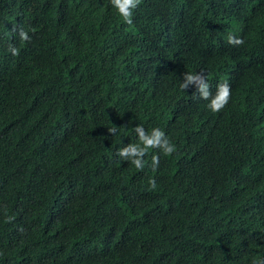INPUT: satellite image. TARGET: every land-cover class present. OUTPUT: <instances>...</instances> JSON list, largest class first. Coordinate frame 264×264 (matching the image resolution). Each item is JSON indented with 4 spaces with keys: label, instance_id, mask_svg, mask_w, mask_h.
I'll return each instance as SVG.
<instances>
[{
    "label": "trees",
    "instance_id": "obj_1",
    "mask_svg": "<svg viewBox=\"0 0 264 264\" xmlns=\"http://www.w3.org/2000/svg\"><path fill=\"white\" fill-rule=\"evenodd\" d=\"M132 19L110 0H0V264L264 257V0H142ZM184 72L211 95L227 80L229 103L211 112ZM136 125L176 152L121 161Z\"/></svg>",
    "mask_w": 264,
    "mask_h": 264
},
{
    "label": "clouds",
    "instance_id": "obj_2",
    "mask_svg": "<svg viewBox=\"0 0 264 264\" xmlns=\"http://www.w3.org/2000/svg\"><path fill=\"white\" fill-rule=\"evenodd\" d=\"M142 0H110L112 7L118 12L123 22L129 26L133 25V12L140 5ZM19 38L22 41H29L31 38L26 31L22 28L19 29ZM218 41L227 42L232 46H241L244 44V39L241 37L229 34L227 36L219 37ZM8 51L16 56L19 55V49L13 45H9ZM182 82L179 87L182 91H186L190 86H195L196 92L193 95L194 99H203L208 101L207 107L213 113H218L229 103L231 99L232 90L227 80L220 82L216 86L215 95L210 93V84L203 72H184L182 74ZM198 94V95H197ZM111 135H116L118 132L117 126L113 125L107 129ZM134 132L138 138L137 143H129L124 147L118 149L117 155L121 161L130 162L137 170H143L145 167L144 157L148 155L150 149H158L165 156H171L176 152L175 144L165 134V132L158 128L153 127L150 131H146L143 126L136 125ZM153 170L159 166V156L153 155L152 158ZM157 183L155 179L149 181V190H156ZM8 220L13 217H7ZM156 239V233L151 235ZM18 237H14L13 241H17ZM203 259L196 260V264H206ZM253 264H264V257L258 258L253 261Z\"/></svg>",
    "mask_w": 264,
    "mask_h": 264
}]
</instances>
